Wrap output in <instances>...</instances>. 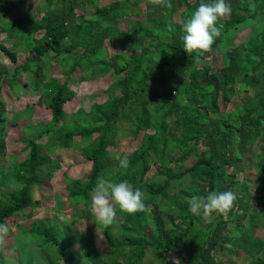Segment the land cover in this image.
I'll return each mask as SVG.
<instances>
[{"label":"trees","instance_id":"1","mask_svg":"<svg viewBox=\"0 0 264 264\" xmlns=\"http://www.w3.org/2000/svg\"><path fill=\"white\" fill-rule=\"evenodd\" d=\"M34 1L0 0V33L18 39L11 48L0 43V54L14 65L12 70L0 66V166L6 139L17 124L8 118L2 79L18 86L20 73L35 79V86L23 85L36 100L25 110L45 106L51 119L27 126L21 140L25 160L6 158L10 162L0 171V221L30 220L41 206L33 191L43 178V164L50 161L38 143L44 136L47 151L79 150L92 169L86 179L63 175L68 196L57 199L53 217L34 220L28 228L20 225L26 240L17 249L18 263L225 264L215 257L219 254L233 264L231 256L239 249L250 264H264V240L255 236L264 219V0H229L231 12L218 20L221 34L212 45H219L223 58L218 69L209 62L212 47L192 55L182 48L183 24L201 0H40L38 18L30 7ZM142 7L145 17L139 18ZM125 20L126 30L120 28ZM245 30L246 41L230 42ZM107 44L119 52L111 54ZM20 46L30 57L18 63ZM52 64L71 78L81 69L79 81L96 73L110 75L107 100L68 114L64 107L76 93L68 77L45 71ZM15 89L11 86L10 94ZM141 132V143L130 155L109 150L121 135L137 138ZM254 149L262 183L259 211L252 210L250 185L238 177ZM124 157L129 166L121 169L118 158ZM53 168H60L57 161ZM100 176L127 180L140 189L146 211L129 214L114 205L113 222L96 224L88 213ZM223 190L236 197L226 213L205 221L189 211L192 196ZM83 221L99 229L104 251H98L92 229L75 228ZM7 263L0 251V264Z\"/></svg>","mask_w":264,"mask_h":264},{"label":"rangeland","instance_id":"2","mask_svg":"<svg viewBox=\"0 0 264 264\" xmlns=\"http://www.w3.org/2000/svg\"><path fill=\"white\" fill-rule=\"evenodd\" d=\"M35 0L30 4L32 9V15L34 17L38 14V9L42 6V2L39 0ZM195 0H191L193 3ZM35 3V4H34ZM104 5V2L102 3ZM143 5V4H142ZM143 9V14L139 18H144L145 9ZM39 15V14H38ZM38 18V17H36ZM127 21L125 20L121 22L120 28L126 30L127 29ZM169 29V27H168ZM41 33H37V37L42 36ZM7 33H0V43L4 44L6 47L11 48L15 41H18L16 38L7 39ZM249 36V30H245L242 33H237L232 38H229L230 42L235 45H239L240 43L247 40ZM23 47L20 46L19 54H18V63L23 62L26 58L30 57L29 54L22 51ZM107 48L111 54L118 53L119 50L113 49L107 44ZM210 59L214 69H218L223 65V58L221 55V51L219 45H215L212 47L210 51ZM99 58V57H98ZM3 64L7 65L10 70L14 69V65L5 55L0 54V66ZM51 71V75L54 77H68L70 88L75 91V98L66 103L64 109L68 114L75 113L81 107L84 108L85 111H89L90 107L93 103L102 104L107 98V88L113 82V78L110 75L105 77L99 76L97 73L91 80H76L81 76V69H79L75 74L74 78H71L72 75L65 73L63 74V70L58 65L52 64L47 67L46 70ZM87 74H84L86 76ZM83 78V77H82ZM18 84L12 83V85L6 80L2 79L1 81V89L5 102H7V109L9 110L8 118L10 122H17L16 126L12 128L9 136L6 139V153L2 159L3 166H0V171L2 172L5 167L8 166L9 162L6 158L14 155H20V159L23 161L27 158V153H24L23 150L25 146L21 143L22 139H25L27 136V126L35 125L39 127L41 123H47L51 119V113L45 106H37L34 111L30 112L29 109L25 110V106L27 103L36 102L35 99L29 96V89L23 86L25 82H31L35 86L37 82L32 80L31 76L20 73L18 75ZM15 87V92H11L10 87ZM36 97V96H35ZM38 97V96H37ZM233 108V104L230 105L229 109ZM24 110V111H23ZM36 110V111H35ZM35 112L38 113V117H34ZM74 117H69V121L75 120ZM12 124V123H11ZM63 122L58 123V127H60ZM144 132H141L137 138H124L122 135L119 139L116 140V145L114 147L109 148V150L113 153H125L130 155L136 148L140 145L141 140L143 138ZM94 137H97V134H94ZM77 139L80 140L79 137ZM76 140L75 141H79ZM48 142V137L44 136L39 144L43 145L42 153L46 157H49L54 164L56 161L59 163V170L54 173L52 179H47L49 175L47 172L41 173V177L43 176L44 180H41V183L38 184L36 189L33 191V194L37 200L41 202V206L37 210L33 219H22L19 216H15L7 219V224L9 225V232L0 237V251L2 252L3 257L8 261L7 264H19L18 263V253L17 249L22 248L25 245L23 240L25 236L20 229V225L26 228L29 227L30 223L37 219H49L53 217L55 214L54 207H56V201L61 197L62 200H67L68 191L66 189L65 181L63 179V175H69L71 179H86L87 175L90 173L92 169V162L86 159V157L79 150H69V149H59V148H51L52 152L47 151L48 148L44 147V145ZM51 164V167H52ZM258 158L256 157V149H254L251 155L244 159V172L239 173V179L243 180L246 184L250 185L251 190L250 193L254 195L253 198V209L259 211L260 205L257 203V194L260 187H262V183L258 180V172L257 167ZM157 166H154L150 172L152 175L156 171ZM46 178V179H45ZM85 201L83 199L80 200V206H83ZM115 205V204H114ZM113 205V207H114ZM29 211V210H28ZM64 213L67 217H70L72 214L71 206L66 205L64 208ZM89 216H93L91 210L88 213ZM245 222V221H243ZM93 230L94 239L96 243V247L99 252L104 251L106 245L103 235L100 233L99 229L94 228L92 223L77 222L75 228L82 232H86V229ZM255 236L260 237L264 240V219L261 220L259 226L256 230ZM28 241H31L30 238ZM77 246V245H76ZM235 255L231 256V261L233 264H250V258L245 256V254L241 250H235ZM215 257L225 262V264L229 263V258H222L219 254H216Z\"/></svg>","mask_w":264,"mask_h":264},{"label":"clouds","instance_id":"3","mask_svg":"<svg viewBox=\"0 0 264 264\" xmlns=\"http://www.w3.org/2000/svg\"><path fill=\"white\" fill-rule=\"evenodd\" d=\"M231 12L229 0H201L182 27L180 37L182 48L189 55L208 51L215 39L220 36L218 20ZM119 167L129 166L127 157L118 158ZM235 193L231 190L209 191L206 195H194L189 203V211L207 221L214 213L224 214L233 205ZM123 212L133 214L146 211L140 189H133L127 180H115L109 176H100L92 189L90 210L96 224L110 225L115 217L113 205ZM9 232L7 222L0 221V237Z\"/></svg>","mask_w":264,"mask_h":264},{"label":"crops","instance_id":"4","mask_svg":"<svg viewBox=\"0 0 264 264\" xmlns=\"http://www.w3.org/2000/svg\"><path fill=\"white\" fill-rule=\"evenodd\" d=\"M49 158V157H48ZM51 164H52V161H51V159H50V161H48V162H46V163H44L43 164V168H44V170H45V172H47L49 175L47 176V179H52L54 176H56V175H53L54 173H56L59 169H57V170H55L54 171V168H53V164H52V167H51ZM50 174L52 175V178H50ZM43 180H44V178H42ZM46 179V178H45ZM63 179H64V177H63ZM42 180V181H43ZM41 183V182H40ZM41 203V202H40ZM34 218V217H33ZM32 218V219H33ZM29 220V219H28ZM33 222V221H32ZM31 222V223H32ZM101 233V232H100Z\"/></svg>","mask_w":264,"mask_h":264}]
</instances>
